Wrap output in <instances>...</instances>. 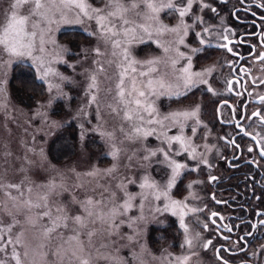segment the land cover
Returning a JSON list of instances; mask_svg holds the SVG:
<instances>
[{
	"label": "snow or ice",
	"instance_id": "6c2138e0",
	"mask_svg": "<svg viewBox=\"0 0 264 264\" xmlns=\"http://www.w3.org/2000/svg\"><path fill=\"white\" fill-rule=\"evenodd\" d=\"M229 4L0 0V264H200L210 247L217 264H236L230 257L241 252L239 264H252L242 245L253 227L264 230V211L254 212L244 235L217 247L203 233L224 217L213 211L202 222L207 206L197 191L221 181V162L236 168L244 157L250 169L264 170V51L249 53L253 65L238 63L247 65L239 51L247 41L226 23L225 13L236 18L241 10ZM259 39L264 47V34ZM13 66L24 77L21 90L36 100L31 112L12 104ZM72 89L79 92L72 114L78 146L91 140L107 166L61 168L47 155L50 130L68 123L53 119L54 107L70 105ZM226 97L246 103L233 106ZM206 99L231 132L214 134L212 120L202 119ZM238 137L250 143L242 148ZM193 173L177 198L178 183ZM211 199L227 203L215 193ZM168 214L178 218L180 255L147 245V225L166 231L161 217ZM260 249L264 256V243Z\"/></svg>",
	"mask_w": 264,
	"mask_h": 264
},
{
	"label": "flooded vegetation",
	"instance_id": "af4514ba",
	"mask_svg": "<svg viewBox=\"0 0 264 264\" xmlns=\"http://www.w3.org/2000/svg\"><path fill=\"white\" fill-rule=\"evenodd\" d=\"M264 3V0H247L243 5L239 3V0H230L228 7L231 8H240L241 10L236 13V18L229 16L225 13V20L228 25H230L236 31L237 36H244L246 43L239 46L240 53L249 57V53L253 52L258 54L261 51H264V47L261 46L260 36L264 34V22H262L261 17H264V7H258L257 5ZM255 13V16H253ZM219 23V21H217ZM249 45H255L254 49H251ZM231 59L230 56L226 57ZM240 65L248 67L253 65L252 59L249 57L247 65L244 61L238 62ZM228 69H224V74H228ZM252 76L260 75L259 64H255L251 72ZM248 79V77H245ZM264 88V86H261ZM243 91V89H240ZM258 88L256 91H260ZM249 91H252L249 88ZM255 95V92L253 93ZM229 99V103L233 106H237L242 103H246L244 97H226ZM217 98L213 97V100ZM253 97H247V100H252ZM212 104V103H211ZM212 109L207 113L213 112ZM249 107H254V105H249ZM224 114L227 115V110H223ZM237 112L239 108L237 107ZM213 120V117H211ZM214 125V134L224 135L225 132H231L230 127L224 126L220 123H217L215 120L212 121V127ZM238 142L241 143V147L250 141L247 138H237ZM221 151L226 155H229L231 159L230 152L227 148L222 147ZM247 154H245L246 156ZM234 163L238 164L236 168H227L221 162L220 167L217 170L218 174L222 177L221 181L218 184H213L211 186H200L197 188V191L200 193L203 198L202 203L206 204V211L201 214L200 220L203 222L206 216H210L211 212H218L221 216L224 217L223 220L216 219L215 225L209 224L210 233L208 238L213 240V244L217 247L224 245L228 247L233 241L237 240L239 236L244 235L247 231L246 222L252 220L254 212L256 210L264 211V170H257L255 168L250 169L245 163V158L242 157L239 161ZM199 174L193 173L187 176V179H182L181 183H178L177 188L174 190L177 198H182L187 194L186 185L189 181L197 178ZM255 178L253 181L252 178ZM199 178L204 179L203 176ZM216 194V199L227 201V203L216 204L211 199V194ZM254 196H261V200H255ZM173 225H178V218L172 217ZM189 221L192 220L191 217L188 218ZM258 219V218H257ZM193 225H195L193 223ZM231 229V231H229ZM251 231L254 233L251 236L247 237V243L242 246L245 248L248 259L252 264H264V256L261 255L260 245L264 243V230L253 227ZM223 237H230V239H224ZM257 253L256 256H252V252ZM206 252L212 253L214 256L213 248H209ZM221 255L229 256L230 254L222 251ZM245 253H239V256H244ZM239 256L230 257L236 261V264H239Z\"/></svg>",
	"mask_w": 264,
	"mask_h": 264
},
{
	"label": "rangeland",
	"instance_id": "374dc122",
	"mask_svg": "<svg viewBox=\"0 0 264 264\" xmlns=\"http://www.w3.org/2000/svg\"><path fill=\"white\" fill-rule=\"evenodd\" d=\"M19 77L22 78L19 69L13 66V69L9 73L8 77V91L11 96L12 104L17 108L24 109L27 112L35 107L36 100L33 99L28 102H24L18 98L16 94L17 85L19 83ZM30 78V74H29ZM68 90V89H66ZM70 94L73 97V101L70 105L64 101H58L54 110L58 113L53 116V119L58 121H68L62 128L51 129L49 135L46 137L45 149L49 159L52 160L54 164L58 167H76L80 171H84L91 167L93 163L99 164L101 167L107 166V162L100 159L99 152L97 151L96 144L92 143L91 140L86 142L83 149L78 146V122L73 120L72 114H74L76 106L79 103V92L77 89H72ZM199 95V93H198ZM36 99H39L37 97ZM213 99V98H212ZM207 112L212 109L211 101L206 99ZM212 113H207V115H202V119L212 120ZM2 120V117H0ZM214 120V119H213ZM212 120V121H213ZM11 126V125H10ZM14 131H18L14 128ZM4 135L2 129H0V136ZM70 145H75L76 147L70 148L68 154L62 153V148L68 147ZM75 152L73 155L72 153ZM172 216L170 214L161 217L164 221V225L167 226V230H162V226L156 222H150L147 225L146 240L148 247L155 253L159 254L162 248H168L170 252L180 255L183 249L178 247L180 237L178 236L179 226H174ZM196 230L199 231L200 228L197 225ZM205 237H209V232H204ZM195 259V258H193ZM200 264H217L212 253L201 251Z\"/></svg>",
	"mask_w": 264,
	"mask_h": 264
},
{
	"label": "trees",
	"instance_id": "16d2710c",
	"mask_svg": "<svg viewBox=\"0 0 264 264\" xmlns=\"http://www.w3.org/2000/svg\"><path fill=\"white\" fill-rule=\"evenodd\" d=\"M64 39H66V37H64ZM24 79V77H19V83H21V85H17V90H16V94L18 96L19 99H21L22 101L24 102H28V101H31L33 99H30L29 98V95H30V89H29V92H25V91H22L21 89H23L25 87L24 83L22 82Z\"/></svg>",
	"mask_w": 264,
	"mask_h": 264
}]
</instances>
